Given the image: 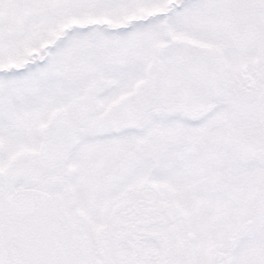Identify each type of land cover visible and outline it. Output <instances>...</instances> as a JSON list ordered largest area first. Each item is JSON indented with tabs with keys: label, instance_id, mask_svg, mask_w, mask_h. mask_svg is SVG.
<instances>
[{
	"label": "snow or ice",
	"instance_id": "6c2138e0",
	"mask_svg": "<svg viewBox=\"0 0 264 264\" xmlns=\"http://www.w3.org/2000/svg\"><path fill=\"white\" fill-rule=\"evenodd\" d=\"M0 264H264V0H0Z\"/></svg>",
	"mask_w": 264,
	"mask_h": 264
}]
</instances>
